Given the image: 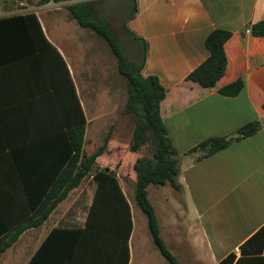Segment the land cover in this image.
<instances>
[{
	"label": "crops",
	"instance_id": "crops-1",
	"mask_svg": "<svg viewBox=\"0 0 264 264\" xmlns=\"http://www.w3.org/2000/svg\"><path fill=\"white\" fill-rule=\"evenodd\" d=\"M135 3L138 9L128 27L148 46L142 74L158 77L166 88L160 113L178 159L179 189L170 184L147 189L161 236L183 264H221L230 254L236 255L233 264L248 259L255 248L248 242L264 227V36L251 34V26L264 18V0ZM30 13L15 14L36 28L30 51L24 36L7 35L0 25V219L5 223L28 215L56 177L69 144L68 129L80 121V107L85 152L91 121L75 80L73 55L54 42L66 45L70 40L52 38L35 13L41 33ZM11 16L1 15L0 22ZM217 29L232 33L225 43L228 65L215 87L204 88L187 78L209 57L206 39ZM238 79L244 82L239 94L221 93ZM103 117L98 112L95 119L102 122ZM251 122L261 123L255 134L209 156L193 151L209 139L236 135ZM132 134L125 136L132 139ZM127 149H118V155L133 167L144 156ZM108 154L99 156L97 164L117 172L131 227L121 234L97 225L87 228L98 187L91 172L41 226L23 232L0 264H169L136 203V172L123 169L127 174H119Z\"/></svg>",
	"mask_w": 264,
	"mask_h": 264
},
{
	"label": "trees",
	"instance_id": "trees-1",
	"mask_svg": "<svg viewBox=\"0 0 264 264\" xmlns=\"http://www.w3.org/2000/svg\"><path fill=\"white\" fill-rule=\"evenodd\" d=\"M74 0H54L56 3L71 2ZM133 11L129 20L133 18L138 9L135 0ZM70 16L77 24L83 28L94 32L97 36L107 42L111 51L115 55L118 63L119 73L125 78L127 85V102L125 114L133 122V134L129 145L131 152H139L146 144L152 146L151 157H140L133 165L136 172L135 198L140 210L147 217L148 228L153 242L168 261L169 264H183L178 257L172 253L163 237L161 236L160 224L156 210L149 200L148 187L172 185L179 189L177 176L179 174L177 152L173 147L167 128L161 117V102L166 97V88L160 83L156 76H144L142 70L146 64L147 43L138 37L126 25V32L135 40L142 42L143 52L140 63L132 62L125 53L119 36L113 26L98 10L93 1H82L67 5ZM29 19L38 24L42 33L41 25L34 12L27 15ZM5 33L15 34L17 37L24 36L25 48L29 51L35 48L36 28L32 26L25 17L12 15L3 18L0 22ZM253 36H264V18L251 26ZM232 33L224 29L214 30L206 39L209 50V57L190 75L187 80L201 85L204 88H213L226 72L228 59L225 52V43ZM23 41V40H22ZM32 48V49H31ZM244 82L238 79L221 90L227 96H236L242 90ZM80 109V121L72 123L68 129V145L62 152L64 156L61 165L56 171V177L44 189L38 199L24 218L12 223H5L0 219V257L9 249L19 237L29 228L41 226L57 207V205L67 198L68 194L79 187L82 181L94 173L98 181V187L90 209L87 228L95 225L115 230L122 233L128 226L131 227L130 206L127 202L117 178V172L105 167L96 168V162L108 147L112 131L106 136L104 144L92 154L85 152L84 141L86 133L85 116ZM261 129L260 122H251L241 129L236 135L228 137L213 138L202 142L193 151L203 150V156H209L225 147L231 142L243 137L251 136ZM78 231V230H77ZM127 238V237H126ZM127 240V239H126ZM254 243L252 257L239 258L235 264L246 261L247 264H263L264 255L260 256L264 247V227L257 232L248 242ZM244 251V247H241ZM236 259L235 254H230L221 264H233Z\"/></svg>",
	"mask_w": 264,
	"mask_h": 264
},
{
	"label": "rangeland",
	"instance_id": "rangeland-1",
	"mask_svg": "<svg viewBox=\"0 0 264 264\" xmlns=\"http://www.w3.org/2000/svg\"><path fill=\"white\" fill-rule=\"evenodd\" d=\"M82 1L96 3L98 10L117 32L129 59L136 64L140 63L142 44L132 38L125 29L133 11L132 0H74L62 3H56L54 0H0L2 6L0 16L34 12L52 38L65 35L70 40L66 45L56 39L54 42L62 50L73 55L71 64L76 70L75 80L81 88L91 119L85 142L87 154L90 155L99 149L112 131L114 140L110 149L108 142L105 153H109V164L118 166V173L123 175L126 172L123 169H127V172L133 169L130 162H124V158L120 157L117 151L118 149L122 151L125 147L129 150L131 139L125 135L131 136L134 126L132 120L125 114L128 97L126 80L119 73L117 59L107 42L94 32L81 28L71 18L67 5ZM81 70L82 76L79 75ZM98 112H104L102 122L95 119ZM118 137L122 139L115 141ZM139 152L143 156L151 157L152 146L146 144ZM95 167L100 168V165L96 162Z\"/></svg>",
	"mask_w": 264,
	"mask_h": 264
},
{
	"label": "built area",
	"instance_id": "built-area-1",
	"mask_svg": "<svg viewBox=\"0 0 264 264\" xmlns=\"http://www.w3.org/2000/svg\"><path fill=\"white\" fill-rule=\"evenodd\" d=\"M262 254L264 255V247H263V252H262Z\"/></svg>",
	"mask_w": 264,
	"mask_h": 264
}]
</instances>
